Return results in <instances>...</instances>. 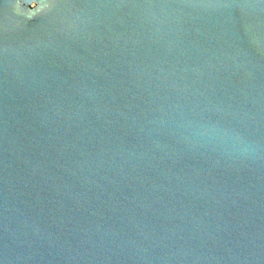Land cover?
Wrapping results in <instances>:
<instances>
[{
    "label": "water",
    "instance_id": "obj_1",
    "mask_svg": "<svg viewBox=\"0 0 264 264\" xmlns=\"http://www.w3.org/2000/svg\"><path fill=\"white\" fill-rule=\"evenodd\" d=\"M0 264H264V0H0Z\"/></svg>",
    "mask_w": 264,
    "mask_h": 264
}]
</instances>
